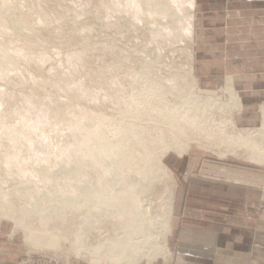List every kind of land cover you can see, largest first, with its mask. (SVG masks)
<instances>
[{"label": "rangeland", "instance_id": "374dc122", "mask_svg": "<svg viewBox=\"0 0 264 264\" xmlns=\"http://www.w3.org/2000/svg\"><path fill=\"white\" fill-rule=\"evenodd\" d=\"M145 1L159 3L162 0H0V8L2 4L12 5L2 17L4 22L0 21V39L3 43L6 41L7 46L10 44L9 48L14 52L25 50V57L16 70L19 74L12 71L9 78L0 77L1 186L18 181L16 172L21 170L27 177L31 176V184L43 176L40 173L47 167L49 173H57L59 170L54 163L60 161L65 146L74 141V135L79 138L78 132L73 135L66 127L72 116L77 119V115L85 110L91 114L99 112L113 116L117 121L128 113H121L119 108L125 102L129 103L133 94H147L151 89L162 94V106L180 103V96H188L190 92L198 96H215L217 102L227 99L228 89L216 93V89L198 84L195 77V13L191 36L186 33L165 38L157 33V28L172 27V19L176 21V17L150 14ZM214 110L212 113L218 118L219 113ZM233 112L235 119L236 110ZM91 114L85 122L82 119L80 125L89 124L94 116ZM258 114L260 119V112ZM43 117L47 118L46 122ZM139 119L141 117L135 122L141 123L142 119ZM235 122L239 127L247 126L236 119ZM82 135L81 132L79 136ZM191 146L199 148L197 153L190 152L199 158L211 155L221 160L216 155L217 150L210 145L193 143L189 149ZM242 150L237 149L236 157L226 159L250 165L245 162L246 153ZM183 153L168 152L162 159L172 173V179L158 177L153 181L150 189L158 200L154 205L155 212L160 213L164 207L160 196L177 186L169 161L172 156ZM251 165L264 169V165ZM46 176L51 178L49 174ZM37 182L41 183L40 180ZM21 184L19 182V186ZM263 208L264 201H261L253 213L258 215ZM68 212L69 208L62 224L55 220V226L51 223L48 226L52 229L69 227ZM31 216L25 219L24 225L40 228L41 219L34 213ZM0 246L7 247L8 251H3V255H10L8 260L0 256V264H22L29 259L39 264H92L86 252L77 254L69 249L71 245L67 241L59 240L55 246L49 242L42 246L30 244L24 238L23 227L15 226L13 219L1 214Z\"/></svg>", "mask_w": 264, "mask_h": 264}, {"label": "bare ground", "instance_id": "6f19581e", "mask_svg": "<svg viewBox=\"0 0 264 264\" xmlns=\"http://www.w3.org/2000/svg\"><path fill=\"white\" fill-rule=\"evenodd\" d=\"M145 4L150 14L176 17V21L172 19V27L157 28L158 34L165 38L186 33L191 36L195 0L145 1ZM11 7L2 4L1 22ZM3 26L6 27L5 23ZM3 41L0 39L2 78L16 71L25 57V50L14 52L9 48L11 45L7 46ZM162 97L154 89L147 94H133L129 103L125 102L120 108L117 105L121 113L128 112L117 121L113 116L99 112L73 113L78 118L72 116L75 120L71 119L66 128L72 130L73 135L78 132L79 138L72 136L74 141L64 147L66 152L62 153L65 154L54 163L59 171L52 174L47 167L43 173L39 172L43 175L40 176L42 180L39 177L31 184V176L16 170L18 181L0 185V214L13 219L15 226L23 227L24 238L30 244L42 246L49 242L55 246L59 240L67 241L71 245L69 249L77 254L86 252L92 264H139L144 260L150 264L158 257H170L167 236L174 192L167 190L164 195L159 194L164 207L158 213L154 210L158 200L150 189L158 177L172 179V173L162 159L168 152H186L196 143L210 145L220 158L236 157L237 149L242 148L246 153L245 162L264 165V100L259 106L260 126L252 128L236 125L232 113L241 110L243 102L235 90L228 89L227 99L223 102L214 101L215 96H198L190 92L188 96H180V103L162 106ZM214 109L219 113L218 118L212 113ZM88 114L94 115L89 124L80 125ZM138 117H141V123H136ZM47 174L51 178H47ZM39 180L41 183L37 182ZM65 181L68 184H63ZM67 208L69 227L52 229L48 226L50 223L55 226V220L62 224ZM33 213L41 219L40 228L24 225L25 219ZM48 216L52 218L48 219Z\"/></svg>", "mask_w": 264, "mask_h": 264}, {"label": "crops", "instance_id": "0c3cea01", "mask_svg": "<svg viewBox=\"0 0 264 264\" xmlns=\"http://www.w3.org/2000/svg\"><path fill=\"white\" fill-rule=\"evenodd\" d=\"M195 2L193 70L198 84L235 90L243 102L236 121L259 126L264 0ZM191 151L199 148L191 146L169 161L177 183L167 236L170 257L150 264H264V208L253 213L264 192V169L211 155L199 158ZM6 248L0 246L2 259L10 258L3 255Z\"/></svg>", "mask_w": 264, "mask_h": 264}, {"label": "built area", "instance_id": "2783aa9c", "mask_svg": "<svg viewBox=\"0 0 264 264\" xmlns=\"http://www.w3.org/2000/svg\"><path fill=\"white\" fill-rule=\"evenodd\" d=\"M261 201H264V192L261 195ZM22 264H39V263L34 260L29 259L27 262L25 263L23 262Z\"/></svg>", "mask_w": 264, "mask_h": 264}]
</instances>
